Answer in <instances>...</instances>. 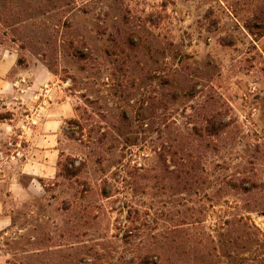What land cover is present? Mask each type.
<instances>
[{
  "label": "rangeland",
  "instance_id": "rangeland-1",
  "mask_svg": "<svg viewBox=\"0 0 264 264\" xmlns=\"http://www.w3.org/2000/svg\"><path fill=\"white\" fill-rule=\"evenodd\" d=\"M262 8L0 0V264H264Z\"/></svg>",
  "mask_w": 264,
  "mask_h": 264
},
{
  "label": "crops",
  "instance_id": "crops-1",
  "mask_svg": "<svg viewBox=\"0 0 264 264\" xmlns=\"http://www.w3.org/2000/svg\"><path fill=\"white\" fill-rule=\"evenodd\" d=\"M67 106L68 103L66 101H62L59 107L61 112H58L55 115H51L50 118H47L42 121L39 128L36 130L37 136L34 137L35 140L34 144L37 147H41L45 149H53L51 147H53L57 143V138L61 128V124L64 121V119L68 117L62 112V110L64 112L66 111ZM52 152H54V150H51V154Z\"/></svg>",
  "mask_w": 264,
  "mask_h": 264
},
{
  "label": "trees",
  "instance_id": "trees-1",
  "mask_svg": "<svg viewBox=\"0 0 264 264\" xmlns=\"http://www.w3.org/2000/svg\"><path fill=\"white\" fill-rule=\"evenodd\" d=\"M246 28L248 31H253L252 33L255 35H264V8L255 12L252 18L246 22Z\"/></svg>",
  "mask_w": 264,
  "mask_h": 264
}]
</instances>
